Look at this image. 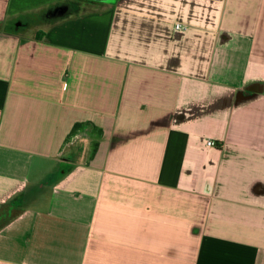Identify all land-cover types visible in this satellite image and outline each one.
Instances as JSON below:
<instances>
[{
  "label": "crops",
  "instance_id": "obj_1",
  "mask_svg": "<svg viewBox=\"0 0 264 264\" xmlns=\"http://www.w3.org/2000/svg\"><path fill=\"white\" fill-rule=\"evenodd\" d=\"M1 210L0 264H264V0H0Z\"/></svg>",
  "mask_w": 264,
  "mask_h": 264
},
{
  "label": "built area",
  "instance_id": "obj_2",
  "mask_svg": "<svg viewBox=\"0 0 264 264\" xmlns=\"http://www.w3.org/2000/svg\"><path fill=\"white\" fill-rule=\"evenodd\" d=\"M175 30L178 32V33H182V32H185L187 30V27L184 26L183 24L181 23H177L175 25ZM206 145L207 147H210V148H213V147H217L218 144L216 143V141L214 140H207L206 142Z\"/></svg>",
  "mask_w": 264,
  "mask_h": 264
},
{
  "label": "trees",
  "instance_id": "obj_3",
  "mask_svg": "<svg viewBox=\"0 0 264 264\" xmlns=\"http://www.w3.org/2000/svg\"><path fill=\"white\" fill-rule=\"evenodd\" d=\"M19 202H20V201H18V202H14L13 204H19ZM13 204H12V206H13ZM4 215H5L6 217L9 216V215H7L6 213H4V210H1V211H0V216H4ZM10 215H11V214H10Z\"/></svg>",
  "mask_w": 264,
  "mask_h": 264
}]
</instances>
